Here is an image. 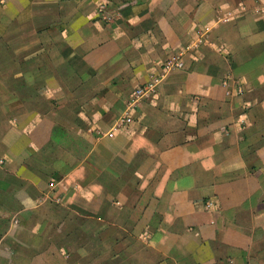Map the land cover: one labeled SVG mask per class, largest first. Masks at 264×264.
<instances>
[{
    "label": "crops",
    "instance_id": "crops-1",
    "mask_svg": "<svg viewBox=\"0 0 264 264\" xmlns=\"http://www.w3.org/2000/svg\"><path fill=\"white\" fill-rule=\"evenodd\" d=\"M0 47V260L32 264L59 209L64 261L121 231L130 264H264V0H0Z\"/></svg>",
    "mask_w": 264,
    "mask_h": 264
},
{
    "label": "rangeland",
    "instance_id": "rangeland-1",
    "mask_svg": "<svg viewBox=\"0 0 264 264\" xmlns=\"http://www.w3.org/2000/svg\"><path fill=\"white\" fill-rule=\"evenodd\" d=\"M63 5H64L63 10L68 12L70 9V3L63 4ZM100 11H101V15H102L101 20L104 22H109L111 18L108 16V11L105 9V6ZM22 29H27V28L14 29L13 30L14 36L18 37V35ZM36 36L37 35L30 33V34H28V37H30V38H28L25 42L22 41L23 43L21 42V44L18 43L15 46L17 51L19 49H21L20 47H24V46L27 47V48H24L23 50H21L20 52H16V55L18 56V60H21L23 55H26L30 52H34V50H35L34 45L36 42L34 41V38H31V37H36ZM202 41H203V39L199 38L197 42L201 43ZM25 49H27V50H25ZM193 49H194V46H190L188 50L192 51ZM1 51H4L3 54H5V56H8V54L10 52L8 50L5 51L4 49H2L0 47V52ZM176 54H178V53H176ZM172 55H174V54H172ZM181 55H182V53H181ZM181 59H182V57H181ZM231 60L232 59H229L230 62H231ZM232 62L234 63L233 60H232ZM5 63H6V61L2 65L4 66ZM163 64H162V66H163ZM182 66H183V62H182ZM182 66L180 68H182ZM180 68H177V69H180ZM5 78L6 77H3V79H5ZM6 89H7L6 84L3 82L2 78H0V100L3 99L4 92H7ZM134 90L135 89H133L131 91L130 95L127 98V101H129ZM148 95H152V94L148 93ZM144 98H146V96L143 97V99ZM125 107H126V104H124V108H123L122 112L119 114V116L116 119V123H115L114 129H113L114 131H116L117 129H121L123 127H126V126L131 124L132 117L137 110V105L134 108V110L131 111V121L130 122L119 121V119L123 118V116H124ZM14 112H17V109L14 105H12L10 110H8L6 114L8 116H11ZM83 147H84V145L80 144L78 152L72 154L74 156L73 159L82 158L83 154H82L80 148L82 149ZM47 156L49 158H51L53 156H56V154L54 152L53 153H47ZM55 216H56L55 217L56 221L54 220V222L50 223L51 228H49L48 232L43 235L42 240L40 239L39 236H36V238L34 239L35 243H39L40 240L42 241V243H41L40 249L37 250V252L31 256V259L35 257V259H33L31 261L32 264H123V263L130 264V263H134V259H137L138 262L144 261V259H142L140 257L133 258L134 255H131V252L128 250L129 249L128 246H127L126 250L122 251V242H126L128 245L129 244L134 245L135 239L132 238V236L129 235V233H122L121 231H116L112 235H106L107 238L104 237V233H103L101 235V237L102 236L104 237V239H105L104 242H103V240H101L100 241L102 243L101 246H99L98 250L96 249V251L91 253V254L84 249H82V250H76V249L67 250L66 251L67 252L66 253L67 254V260H65L66 261L65 262L62 258L60 259L58 252L55 249H53V248L47 249L49 247L48 245L53 244L57 240L55 234L53 233L54 226L57 223V220L63 219L66 216V214L64 212H62L61 210L56 209ZM123 219H124V217H123ZM114 221H115V223L117 221H120L122 224V214L119 215V217H116L114 219ZM127 222H129V224L131 223V225H132L134 220L128 218ZM13 223L16 224L17 220L13 219ZM90 224H91L90 227H92V223H90ZM128 226L129 225H127V227ZM97 228H98V224H95L94 229H97ZM78 241L80 242L81 240H78ZM50 246H53V245H50ZM88 246L90 247L91 244H89ZM15 249H16L15 251L18 254L22 253L21 249H19V248H15ZM122 253H125V255H123ZM37 256H40V259H39V257L37 258ZM0 264H5V263L2 260H0Z\"/></svg>",
    "mask_w": 264,
    "mask_h": 264
},
{
    "label": "built area",
    "instance_id": "built-area-1",
    "mask_svg": "<svg viewBox=\"0 0 264 264\" xmlns=\"http://www.w3.org/2000/svg\"><path fill=\"white\" fill-rule=\"evenodd\" d=\"M103 8L104 7L102 6V9ZM163 63L164 64L162 66V72L160 74L150 75L149 80L145 84L135 88L129 101L126 102L124 116L123 118L119 119V121L130 122L131 111L134 110L140 100H142L143 97L148 96V93H155L157 87L159 86V84H161L164 76L170 71L180 68L182 66L181 53L168 56Z\"/></svg>",
    "mask_w": 264,
    "mask_h": 264
}]
</instances>
